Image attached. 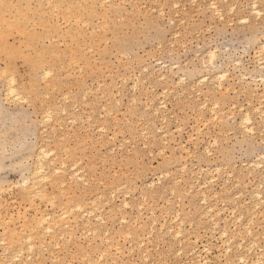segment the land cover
<instances>
[{
  "label": "rangeland",
  "instance_id": "rangeland-1",
  "mask_svg": "<svg viewBox=\"0 0 264 264\" xmlns=\"http://www.w3.org/2000/svg\"><path fill=\"white\" fill-rule=\"evenodd\" d=\"M263 115L264 0H0V264H264Z\"/></svg>",
  "mask_w": 264,
  "mask_h": 264
},
{
  "label": "bare ground",
  "instance_id": "bare-ground-1",
  "mask_svg": "<svg viewBox=\"0 0 264 264\" xmlns=\"http://www.w3.org/2000/svg\"><path fill=\"white\" fill-rule=\"evenodd\" d=\"M253 1V0H252ZM256 2V1H255ZM102 4V3H101ZM212 4H214V3H212ZM253 4H254V2H253ZM252 4V5H253ZM174 6V5H173ZM211 6V5H210ZM256 6V3H255V5H254V7ZM253 7V6H252ZM253 7V8H254ZM214 8V7H213ZM216 10V9H215ZM254 10V9H253ZM252 10V11H253ZM254 12H255V14H256V12L258 13V10L257 9H255L254 10ZM212 13V12H211ZM217 13H218V11H217ZM260 13V12H259ZM216 14V13H215ZM217 15V14H216ZM211 56H213L212 54L210 55V57ZM212 58V57H211ZM211 58H210V62H211ZM213 59V58H212ZM212 65V64H211ZM215 77V76H214ZM161 78L163 79L164 77H162L161 76ZM160 78V79H161ZM221 78H223L222 76H221ZM202 80H203V78H202ZM206 80V79H205ZM183 81V80H182ZM181 82V81H180ZM205 82V81H204ZM200 83H202V82H200ZM6 89H7V94L9 95V96H15V89L12 87V85L11 86H7L6 87ZM5 92V91H4ZM6 93V92H5ZM7 96H5V98H6ZM16 97V96H15ZM9 98V97H8ZM11 98V97H10ZM257 108V107H256ZM254 109V108H253ZM156 110V109H155ZM256 110V109H255ZM154 112V111H153ZM256 112V111H255ZM246 113V112H245ZM253 113V112H252ZM258 116V115H257ZM264 116V115H263ZM46 118V117H45ZM44 118V119H45ZM47 119V118H46ZM49 120V119H48ZM241 120V122H239V123H241L240 124V126L243 124L244 126H242V127H246V126H248L247 128H248V131L249 132H251L252 131V128H253V124H252V117H251V115L249 114V113H246V114H244L243 115V117L240 119ZM260 120V119H259ZM48 122V121H47ZM262 122V121H261ZM238 123V124H239ZM263 124V123H262ZM239 126V125H238ZM251 127V128H250ZM250 128V129H249ZM246 131V130H245ZM247 132V131H246ZM248 133V132H247ZM37 152V151H36ZM47 155V153L46 152H41L40 153V156L42 157V158H45V156ZM51 155V154H50ZM47 158V157H46ZM38 165H39V163H38ZM36 171V170H35ZM54 171H55V169H54ZM72 171V170H71ZM48 172V171H47ZM74 172V171H73ZM33 173V175H34V173H36V172H32ZM42 173H44V168H43V164H40L39 166H38V169H37V174H40L38 177H37V179H42ZM51 174V173H50ZM73 174H76V176L75 177H77L78 178V175H77V173H73ZM72 176V175H71ZM70 177V176H69ZM74 177V176H73ZM81 179V178H80ZM78 180H79V178H78ZM74 181V180H73ZM77 181V180H76ZM82 181V180H81ZM262 181V180H261ZM30 184V183H29ZM28 184V187L30 186ZM39 184V183H38ZM24 186V185H23ZM32 187V186H31ZM35 188H36V185L34 186ZM34 187H33V189H34ZM25 188V187H24ZM26 188H27V186H26ZM259 188V187H258ZM256 189V188H255ZM255 189H254V191H255ZM30 190V189H29ZM36 190V189H35ZM257 190V189H256ZM258 191H259V189H258ZM32 194H34V193H32ZM31 194V195H32ZM201 194V193H200ZM36 195V194H35ZM204 196V195H203ZM253 196H254V194H253ZM252 196V197H253ZM255 196L257 197V198H259V197H261L260 195H259V193L258 192H255ZM251 197V198H252ZM263 200V199H262ZM201 201H203V199H201ZM257 201H259V200H257ZM106 202H107V200H106ZM205 202V201H204ZM203 202V203H204ZM263 202V201H262ZM261 203V202H260ZM257 204L259 205V203L257 202ZM215 205V204H214ZM254 207H255V209H256V205L254 204ZM210 209V208H209ZM212 209H214V207L212 208ZM254 209V210H255ZM201 210V209H200ZM208 210V209H207ZM251 211V210H250ZM206 212V211H205ZM210 212H211V210H210ZM251 213H252V211H251ZM260 213V212H259ZM88 214V213H87ZM90 214V213H89ZM88 214V215H89ZM217 215H218V213H216ZM201 215V214H200ZM207 216H208V214H207ZM99 217V216H98ZM253 217H255V216H253ZM101 219V218H100ZM100 219H98V220H100ZM203 219V218H202ZM229 219V218H228ZM102 220V219H101ZM213 220V219H212ZM250 220V219H249ZM56 221V220H55ZM87 221H88V219H87ZM253 221V220H252ZM53 222V221H52ZM86 222V221H85ZM250 222V221H249ZM102 223V222H101ZM214 223V222H213ZM85 224V223H84ZM217 224V223H216ZM231 224V223H230ZM43 225V224H42ZM47 225V224H46ZM55 225H57V223L55 224ZM214 225H215V223H214ZM235 225V224H234ZM248 225V224H247ZM65 226V225H64ZM86 226H87V224H86ZM216 226V225H215ZM236 226V225H235ZM55 227V226H54ZM85 227V226H84ZM217 227H218V225H217ZM162 228V227H161ZM45 229V228H44ZM47 230V232L50 230V227H47L46 228ZM245 229H247V228H245ZM209 230V229H208ZM213 230H214V227H213ZM250 230V229H249ZM51 231V230H50ZM59 231V230H58ZM161 231V230H160ZM178 231H180V230H178ZM248 232V231H247ZM42 233V232H41ZM169 233V232H168ZM212 233V232H211ZM221 233V232H220ZM225 233V231L222 233V235ZM251 233V232H250ZM264 233V232H263ZM178 234H179V232H178ZM178 234H176V236L178 235ZM226 234V233H225ZM224 234V235H225ZM240 234V233H239ZM249 234V233H248ZM238 235V234H237ZM31 236V235H30ZM240 236V235H239ZM222 237V236H221ZM233 237H235V235L233 236ZM262 237V236H261ZM264 237V236H263ZM29 238V237H28ZM33 237H31V239H32ZM232 238V237H231ZM31 239L29 238L28 239V243L26 242V244L28 245L27 247H32V242H31ZM253 240H255V239H253ZM224 241V240H223ZM222 241V242H223ZM231 241H233V240H231ZM194 242H196V240L194 241ZM228 242V241H227ZM230 242V241H229ZM241 242H242V239H241ZM254 242V241H253ZM224 243V242H223ZM257 243V242H256ZM34 244V243H33ZM194 244V243H193ZM196 244V243H195ZM240 245H241V243H239ZM251 244H253V243H251ZM12 245V244H11ZM10 245V246H11ZM221 245V244H220ZM225 245V244H224ZM230 245V244H229ZM18 246V245H17ZM223 246V245H222ZM234 246V245H233ZM238 246V245H237ZM250 246V245H249ZM243 248V247H242ZM245 248V247H244ZM251 248V247H250ZM257 248V247H256ZM238 249H239V247H238ZM253 249V248H252ZM19 250V249H18ZM18 250H16V251H18ZM29 250V249H28ZM31 250H32V248H31ZM30 250V251H31ZM207 250V249H206ZM227 250V249H226ZM258 250H261V249H258ZM249 251V250H248ZM20 252H21V250H20ZM19 251H18V253H20ZM194 252V251H193ZM207 252V251H206ZM225 252H229V248H228V250L227 251H225ZM224 252V253H225ZM249 252H251V251H249ZM254 252V251H253ZM259 252V251H258ZM17 253V252H16ZM209 253V252H208ZM255 253V252H254ZM190 254V253H189ZM192 254V253H191ZM218 254H220V253H218ZM227 254V253H226ZM240 254V253H239ZM249 254V253H248ZM196 255H198V256H194L195 258H193V259H195V260H198V261H196V262H193V264H198V263H200V259L199 258H201V257H199V254H196ZM204 255V254H203ZM221 255V254H220ZM256 255V254H255ZM261 254H259V256H260ZM256 257L255 259H257V260H255V261H257V263L258 262H260L261 261V259H260V257ZM262 256V255H261ZM14 257V256H13ZM12 257V258H13ZM15 257H16V255H15ZM14 257V258H15ZM204 257V256H203ZM202 257V258H203ZM232 258H235V260L237 261V263L239 262V264H249L248 263V261H247V259L245 258V256H243V254H240V255H235L234 254V256L233 257H231V259H229V260H232ZM11 259V258H10ZM16 259V258H15ZM202 260V259H201ZM251 260V259H250ZM207 261H209V260H207ZM201 263L202 264H206V261L204 260V258H203V261H201ZM233 263V262H232ZM256 263V264H257ZM261 263V262H260ZM9 264H11L10 262H9ZM225 264V263H224Z\"/></svg>",
  "mask_w": 264,
  "mask_h": 264
}]
</instances>
